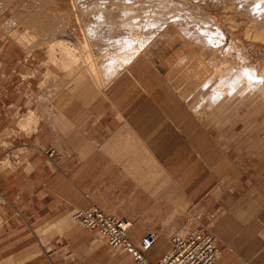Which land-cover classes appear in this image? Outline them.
Segmentation results:
<instances>
[{
  "label": "rangeland",
  "instance_id": "374dc122",
  "mask_svg": "<svg viewBox=\"0 0 264 264\" xmlns=\"http://www.w3.org/2000/svg\"><path fill=\"white\" fill-rule=\"evenodd\" d=\"M52 1L0 0V170L12 168L15 162L19 164V159L25 158L28 153L25 149L27 146L24 145L28 142H33V148L41 147L46 153V148L40 144L39 139H33L45 128L53 136L51 140L46 138L45 141L53 144L54 149L51 150L58 155L53 161L51 160L53 158L50 159L45 154L47 156L45 164L51 170L57 169L60 180L57 185L60 184L63 201L64 203L71 202L73 207L56 224L31 228L32 234L39 241L42 240L41 243L45 246L46 251L51 249L50 245L45 244L52 237L51 234L61 231L64 238V249L66 250L67 244H71L75 256H126L112 251L96 232L86 230L73 220L74 214L93 206L90 203L95 204L90 202V186H98L103 183V181H97L93 185V176L90 178V141L118 139L110 136H119V133L124 136L122 128L114 131L112 124L105 128L103 125L104 122L110 120L115 109H128L133 105H138L140 102H138L137 94L150 93L153 98H157V93L177 94L176 87H173L177 85L176 81L175 84L167 81L163 77L164 72L157 70V66L165 64L164 70L169 69L172 63L179 58L180 54L175 53L179 44L170 45L164 51L160 45L156 49L151 48L149 50L151 58L149 56L147 59H139L137 63L114 79L109 86H105L106 84L96 82L93 77L87 74L85 65L90 60V47L83 40L77 38L79 33L81 34L82 24L86 20L81 14L77 13L76 15L77 11L75 10V12L72 7L74 3L77 8L80 5L87 6L90 1L94 0H85V2L68 0L71 7L67 0H61V4ZM101 1L98 0V3ZM132 1L130 0V2ZM64 5L73 9L72 14L76 15V18L74 15L75 19L73 16V19L70 18L71 13L69 14L65 10V13L62 12ZM77 16L79 18L81 16L82 19L78 20ZM47 17L51 18L47 19ZM72 23L73 25H71ZM71 26H74L73 29ZM76 28H79V33ZM53 30L54 32H52ZM61 41L62 44L64 43L62 46L56 45ZM87 53L88 55H86ZM121 66L120 63L119 69ZM100 72L103 75L102 68ZM177 97L179 98L178 94ZM180 101L182 103V100ZM183 105L185 106V104ZM185 108L189 111L187 106ZM231 114L227 113L224 116L226 117L225 124L220 126L212 119L199 123L190 112L191 155L176 158L173 154L171 155L172 149L169 147L154 149L152 151L158 156L153 155V160L157 163L144 165L142 175L138 173L135 176L137 182L148 185L157 181L162 186L169 183L175 184V180L182 183V179L185 178L188 185L187 190L191 195H198L203 190L200 189L202 186L209 188L220 182L219 190L222 193L230 189L231 183H235L236 178L243 175L240 168L244 167L251 168L253 175L257 176L246 178L247 184H251L256 178L258 185L264 190V139L259 138L258 127L252 128L242 123L233 122L236 116L233 117ZM245 119H250L252 126L261 123V120L255 116ZM144 136L147 137L148 134L144 133ZM144 136L142 134L143 138H145ZM14 142L24 143V146L15 145ZM198 145L202 147L196 148ZM146 150L149 151L148 148ZM146 150L144 149V152ZM200 155L203 158L200 159ZM229 162L240 164V167L234 165L230 171H224L223 175L219 177L224 164ZM133 171L136 172L134 169ZM230 173L233 174L234 182L225 183L229 179ZM109 184L107 181L106 185ZM117 185L118 182L114 184V188L106 189L105 187L106 190H101L98 187L92 192L97 193V208L106 215L121 218L122 215L118 212L121 206L118 201L124 200L125 197L122 196L123 191L119 192ZM249 192L251 197L246 204L250 206L248 214L250 218L248 217L246 224L251 226V229L249 228L251 231L252 224L255 223L251 218H255L261 207L264 206V198L255 187H251ZM108 193L114 194V196H108ZM3 202L4 200L0 196V204ZM130 202L128 200L125 206ZM244 202L241 199L235 208V215L239 220H242L245 215L242 207ZM190 212L189 223L192 222L194 226H205L196 219L203 214L198 206L191 204ZM63 223L67 227H62ZM58 225L60 227L56 228ZM237 227L236 225V235ZM175 229L168 230L164 239L159 235V230H156L158 246L167 244L168 249L169 236L176 231ZM182 229L187 228H181L177 232L179 233ZM260 231L261 243L264 245V231L262 228ZM258 239L260 241V238ZM235 240L240 242L241 238L236 236ZM247 242L248 256H254L256 254L254 237L249 236Z\"/></svg>",
  "mask_w": 264,
  "mask_h": 264
},
{
  "label": "crops",
  "instance_id": "0c3cea01",
  "mask_svg": "<svg viewBox=\"0 0 264 264\" xmlns=\"http://www.w3.org/2000/svg\"><path fill=\"white\" fill-rule=\"evenodd\" d=\"M137 95L140 102L138 105L128 109H115L110 120L103 125L105 128L112 124L114 131L122 128L124 136L120 133L119 136H110V133V137L118 139L90 141V178L93 176V185L97 181H103L98 186H90V202L95 203L90 205L96 206L97 203V193L92 192L93 189L114 188V184L118 182L116 187L119 192L123 191L122 196L125 197L118 201L121 206L118 212L122 215L121 218L131 221L128 238L138 245L141 238L151 231L159 230V235L164 239L171 228L178 231L194 226L192 222L189 223L191 204H194L203 212L196 219L205 224V230L216 239L218 259L215 264H264V245L260 234L261 228L264 231V206L255 218H251L255 221L251 231V226L246 224L250 208L246 203L251 197V187H255L264 198V190L258 185L256 178H253L254 182L247 184L246 178L257 177L253 175L251 168L241 167L243 175L236 178L235 183H231L234 181L233 174L230 173L225 183H231V187L222 193L219 190L220 182L209 188L197 185L203 189L198 195L188 192L185 178L182 183L175 180V184L162 186L157 181L148 185L137 182L135 176L138 173L142 175L144 165L157 163L153 160V155L157 157L158 154L152 150L169 147L172 149L171 155L176 158L191 155V116L177 94L157 93V98H153L150 93L141 92ZM144 133L148 136L145 137ZM48 134L43 128L33 138L39 139L47 153L54 149L53 144L45 141L46 138L51 140L53 137ZM14 144L27 146L25 149L28 153L25 158L19 159V164L15 162L12 168L0 170V196L4 200L0 204V264H131L127 256H75L71 244H67L66 250L64 249L61 231L51 234L52 237L45 243L51 249H44L42 240L39 241L32 234L31 228L56 224L73 205L71 202L64 203L60 184L57 185L60 181L57 169L51 170L45 164L47 156L41 147L33 148V142ZM200 147L202 146L198 145L196 148ZM57 156L54 153L53 157L48 158H53L51 160L54 161ZM199 158L203 156L200 155ZM234 165L240 167V164L231 162L224 164L219 177ZM107 181L109 185H106ZM108 196L114 194L108 193ZM241 199L245 201L242 206L245 215L239 220L235 215V208ZM128 200L131 202L125 206ZM63 226L67 227L65 223ZM59 227L58 225L56 228ZM156 235L158 238L157 233ZM236 236L241 238L240 242L235 240ZM249 236L256 241L254 256H248ZM166 249L167 244L158 246L156 242L146 257L154 262ZM65 254L68 256H64Z\"/></svg>",
  "mask_w": 264,
  "mask_h": 264
},
{
  "label": "bare ground",
  "instance_id": "6f19581e",
  "mask_svg": "<svg viewBox=\"0 0 264 264\" xmlns=\"http://www.w3.org/2000/svg\"><path fill=\"white\" fill-rule=\"evenodd\" d=\"M53 1L61 4L63 0ZM133 1L94 0L87 6H72L75 14L86 20L81 21V34L79 28L76 31L77 38L90 47L87 74L109 86L139 59L151 58V48L160 45L164 51L177 43L178 60L166 70L165 64H159L157 70L172 84L176 81L173 87L197 121L212 119L223 126L224 116L232 113L236 116L233 122L258 127V136L264 139V0ZM62 8V12H74ZM59 43L56 45L64 44ZM251 116L261 123L252 126L250 119H245Z\"/></svg>",
  "mask_w": 264,
  "mask_h": 264
},
{
  "label": "built area",
  "instance_id": "2783aa9c",
  "mask_svg": "<svg viewBox=\"0 0 264 264\" xmlns=\"http://www.w3.org/2000/svg\"><path fill=\"white\" fill-rule=\"evenodd\" d=\"M53 157L54 152H46ZM73 220L88 231L96 232L109 248L126 255L131 264H215L218 256L216 239L202 226H192L169 236V247L157 260L150 262L146 255L157 241L155 232L143 236L138 245L128 238L131 221L106 215L96 206L73 215Z\"/></svg>",
  "mask_w": 264,
  "mask_h": 264
}]
</instances>
